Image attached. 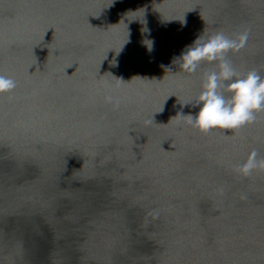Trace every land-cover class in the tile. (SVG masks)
Segmentation results:
<instances>
[{
    "label": "water",
    "instance_id": "1",
    "mask_svg": "<svg viewBox=\"0 0 264 264\" xmlns=\"http://www.w3.org/2000/svg\"><path fill=\"white\" fill-rule=\"evenodd\" d=\"M217 31H247L228 58L264 77V0H0L17 83L0 95V264H264V172L233 171L264 157V113L206 134L177 117L215 67L180 59Z\"/></svg>",
    "mask_w": 264,
    "mask_h": 264
},
{
    "label": "clouds",
    "instance_id": "2",
    "mask_svg": "<svg viewBox=\"0 0 264 264\" xmlns=\"http://www.w3.org/2000/svg\"><path fill=\"white\" fill-rule=\"evenodd\" d=\"M248 39L247 31L234 36L217 31L207 38L198 37L188 46L180 59V69L195 73L202 62H215V67L203 73L202 90L195 101L182 103L199 107V111L195 115L178 114L179 120L206 134L213 129L238 131L254 123L258 113H264V77L256 69L246 73L237 71L228 58L229 52L243 49ZM16 87L13 78L0 74V95L11 93ZM106 100L114 108L119 107V98L109 95ZM233 171L243 177H250L257 171L264 172V157L254 149L243 163L233 166ZM220 191L222 193L223 189ZM244 198L242 195L241 199ZM147 215L157 218L159 211L153 209Z\"/></svg>",
    "mask_w": 264,
    "mask_h": 264
}]
</instances>
